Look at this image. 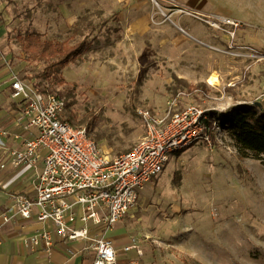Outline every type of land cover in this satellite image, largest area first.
<instances>
[{
	"label": "rangeland",
	"instance_id": "374dc122",
	"mask_svg": "<svg viewBox=\"0 0 264 264\" xmlns=\"http://www.w3.org/2000/svg\"><path fill=\"white\" fill-rule=\"evenodd\" d=\"M0 26L2 63L63 97L62 118L109 157L144 134L138 109H264V0H0ZM28 32L90 46L63 83L33 78L45 62L23 52ZM134 208L118 224L139 264H264V155L243 156L227 131L171 153Z\"/></svg>",
	"mask_w": 264,
	"mask_h": 264
},
{
	"label": "built area",
	"instance_id": "2783aa9c",
	"mask_svg": "<svg viewBox=\"0 0 264 264\" xmlns=\"http://www.w3.org/2000/svg\"><path fill=\"white\" fill-rule=\"evenodd\" d=\"M10 97L20 101L25 127L35 134L7 154L8 163L41 167L33 195L12 194L0 220L34 216L43 226L25 237L31 250L40 247L48 252L63 240H81L83 249L93 253L91 264H139L137 258L120 259L104 232L135 207L141 190L161 173L171 153L197 141L212 148L221 130L207 110L194 104L180 107L173 99L163 114L138 109L144 134L127 150L109 157L84 127L62 118L63 97L42 92L16 75ZM138 242L131 236L123 251L140 255Z\"/></svg>",
	"mask_w": 264,
	"mask_h": 264
},
{
	"label": "crops",
	"instance_id": "0c3cea01",
	"mask_svg": "<svg viewBox=\"0 0 264 264\" xmlns=\"http://www.w3.org/2000/svg\"><path fill=\"white\" fill-rule=\"evenodd\" d=\"M2 33L0 26V37ZM15 75L16 71L5 66L0 59V163L4 162L5 165L0 167V213L11 202L12 194L33 195V182L41 167V163L36 167H12L8 163L7 154L35 134L34 129L25 127L26 121L20 115V101L10 97L11 82ZM119 221L106 232L103 226H99L97 230L104 232L111 240L120 259L134 258L133 250L123 251L131 235L120 227ZM42 226L43 223L34 216L28 219L15 216L7 223L0 220V264H91L93 253L83 249L84 243L81 240H63L48 252L40 247L31 250L24 243L25 237Z\"/></svg>",
	"mask_w": 264,
	"mask_h": 264
},
{
	"label": "trees",
	"instance_id": "16d2710c",
	"mask_svg": "<svg viewBox=\"0 0 264 264\" xmlns=\"http://www.w3.org/2000/svg\"><path fill=\"white\" fill-rule=\"evenodd\" d=\"M19 41L27 58L45 62L42 70L33 78H52L57 83L64 82L60 76L61 70L69 62L80 57L90 46L87 36L69 43L44 39L37 32H28L20 36ZM37 89L50 92L45 88ZM208 115L222 130L227 131L243 156L260 159L264 155V109L260 105L230 107L219 114L208 111Z\"/></svg>",
	"mask_w": 264,
	"mask_h": 264
},
{
	"label": "bare ground",
	"instance_id": "6f19581e",
	"mask_svg": "<svg viewBox=\"0 0 264 264\" xmlns=\"http://www.w3.org/2000/svg\"><path fill=\"white\" fill-rule=\"evenodd\" d=\"M227 19V18H226ZM229 23H230V20H227ZM218 81V78H217V76L216 75H211L210 77H209V79H208V82L210 83V84H216V82Z\"/></svg>",
	"mask_w": 264,
	"mask_h": 264
},
{
	"label": "water",
	"instance_id": "95a60500",
	"mask_svg": "<svg viewBox=\"0 0 264 264\" xmlns=\"http://www.w3.org/2000/svg\"><path fill=\"white\" fill-rule=\"evenodd\" d=\"M257 104V103H256ZM257 105H259V104H257Z\"/></svg>",
	"mask_w": 264,
	"mask_h": 264
}]
</instances>
